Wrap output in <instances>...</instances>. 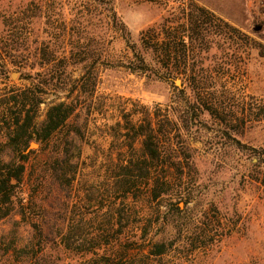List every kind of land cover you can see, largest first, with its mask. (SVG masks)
Instances as JSON below:
<instances>
[{
    "label": "rangeland",
    "instance_id": "rangeland-1",
    "mask_svg": "<svg viewBox=\"0 0 264 264\" xmlns=\"http://www.w3.org/2000/svg\"><path fill=\"white\" fill-rule=\"evenodd\" d=\"M188 1L0 0V161L25 167L0 220V264H264V195L242 181L258 161L252 151L264 153V59L252 47L264 44V0H191L247 40L194 43L186 70L166 75L147 43L155 32L163 43L182 33L172 6ZM138 56L160 77L133 71ZM11 95L40 99L30 131L49 106L74 107L48 140L33 131L20 139L26 159L9 144ZM148 122L162 129L164 165L141 176L142 137L131 127ZM180 147L193 163L181 175L165 165L185 161ZM60 158L69 184L56 174ZM155 184L167 190L154 199ZM71 223L90 252L64 245ZM160 242L166 251L154 255Z\"/></svg>",
    "mask_w": 264,
    "mask_h": 264
},
{
    "label": "trees",
    "instance_id": "trees-1",
    "mask_svg": "<svg viewBox=\"0 0 264 264\" xmlns=\"http://www.w3.org/2000/svg\"><path fill=\"white\" fill-rule=\"evenodd\" d=\"M164 4H169V0H161ZM176 2V0H172ZM172 19H176L177 16L185 19L186 27L181 34H176L169 32L167 35L170 38L169 42L163 43L159 38L160 32H155L151 35L150 42L149 39H145L153 50L161 55L164 58V73L166 75H171L178 73L179 70H186V62L189 55L193 51V44L196 43L198 48L206 49L210 43L218 44L222 41L225 42L234 41L237 42V38L241 37V45H243V40H247L244 34L233 28L226 21L221 20L215 14L210 12L208 9L198 5L194 1L189 0L186 4L172 6ZM177 15V16H176ZM164 27L159 28L160 30ZM88 37V36H86ZM220 45V44H219ZM253 48L257 49L258 54L264 59V44L254 41ZM85 53L84 59L90 58L89 51L84 50ZM93 56V55H92ZM172 63L171 65L169 64ZM241 62L245 64L244 53L241 51ZM183 63L184 66L179 67ZM136 67L133 71H140L146 73L149 76L160 77L157 71L145 63V59L142 56H138L135 59ZM161 68V66H160ZM40 99L29 98L25 95L24 100L19 99L16 95H11L8 99L4 101L6 109L10 112L17 109V116L14 118L13 122V131L10 135V146L19 157L26 159L27 155L22 154V151L26 147H21L19 141L25 136L31 137L32 131L35 132V138L37 140H48L52 135L58 132L66 123L68 118L72 115L74 107L72 105L66 104L64 102H59L48 107L43 123L37 129L30 131L32 126V119L34 114L39 106ZM15 108V109H13ZM155 115L159 117V112L156 111ZM35 128V127H34ZM134 133L133 140L142 137V161L138 160L134 164V169L138 171V174L141 176L150 174V163L154 166L153 169H157V166H163L161 161H158L161 157V148L158 143V132H162L161 127H158V130L148 122L147 125H139L136 129L131 127ZM168 149L165 148V151ZM255 156H257L258 161L249 169L246 175H243L244 185H249L255 189L256 193L264 195V153H259L255 150L252 151ZM180 153L184 156V162L182 160L165 162V165L169 168H173L174 171L182 174L183 169L187 168L189 171L192 169L193 163L189 160L190 155L187 152L186 147H180ZM170 155V153H169ZM151 161V162H148ZM155 162V163H154ZM66 165H68V159L60 158L56 161V174L59 180L63 183L69 184L74 174L70 177L66 176ZM24 163H13V162H1L0 161V220L6 217L10 213V203L11 197L17 192L18 188L21 185L23 173H24ZM125 172H131L128 167H125ZM74 171V170H73ZM158 184V181H157ZM155 184L152 187L153 198L160 196L162 192H166L167 189L164 186H158ZM35 226L36 232L35 237L40 239L41 231L38 229L37 225ZM82 228L81 223H71L68 225L65 233L62 235L64 240V245L68 248H71L78 252L88 251L90 252L95 245L91 240L85 238L80 229ZM92 240H95L93 237ZM39 245H40V241ZM28 247V246H26ZM25 248L17 249L20 252H27ZM16 250V249H15ZM166 251V244L160 242L154 245V248L151 252L154 255L162 254ZM89 264H110L107 259L104 257H94Z\"/></svg>",
    "mask_w": 264,
    "mask_h": 264
},
{
    "label": "water",
    "instance_id": "water-1",
    "mask_svg": "<svg viewBox=\"0 0 264 264\" xmlns=\"http://www.w3.org/2000/svg\"><path fill=\"white\" fill-rule=\"evenodd\" d=\"M259 29V27H256V30ZM31 146H35V143H31Z\"/></svg>",
    "mask_w": 264,
    "mask_h": 264
},
{
    "label": "bare ground",
    "instance_id": "bare-ground-1",
    "mask_svg": "<svg viewBox=\"0 0 264 264\" xmlns=\"http://www.w3.org/2000/svg\"><path fill=\"white\" fill-rule=\"evenodd\" d=\"M177 83H179V81L177 80Z\"/></svg>",
    "mask_w": 264,
    "mask_h": 264
}]
</instances>
